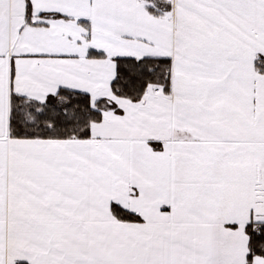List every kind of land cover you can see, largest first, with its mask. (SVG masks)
Listing matches in <instances>:
<instances>
[{
	"label": "snow or ice",
	"instance_id": "1",
	"mask_svg": "<svg viewBox=\"0 0 264 264\" xmlns=\"http://www.w3.org/2000/svg\"><path fill=\"white\" fill-rule=\"evenodd\" d=\"M0 264H264V0H0Z\"/></svg>",
	"mask_w": 264,
	"mask_h": 264
}]
</instances>
